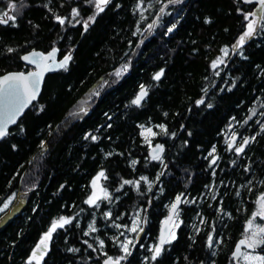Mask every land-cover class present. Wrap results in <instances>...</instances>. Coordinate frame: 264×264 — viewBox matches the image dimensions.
Segmentation results:
<instances>
[{
  "label": "trees",
  "instance_id": "trees-1",
  "mask_svg": "<svg viewBox=\"0 0 264 264\" xmlns=\"http://www.w3.org/2000/svg\"><path fill=\"white\" fill-rule=\"evenodd\" d=\"M94 2L0 0V17L16 5L0 23V76L30 70L21 56L32 50L71 57L0 141V209L24 199L0 227V264H37L31 254L61 218L70 222L38 264H234L264 195V15L234 50L256 3L109 0L97 11ZM98 173L108 197L90 205ZM181 195L174 238L159 246Z\"/></svg>",
  "mask_w": 264,
  "mask_h": 264
},
{
  "label": "snow or ice",
  "instance_id": "snow-or-ice-1",
  "mask_svg": "<svg viewBox=\"0 0 264 264\" xmlns=\"http://www.w3.org/2000/svg\"><path fill=\"white\" fill-rule=\"evenodd\" d=\"M108 2L109 0H98L96 4L97 9L99 11H103L102 5H106ZM176 2H178V0H176ZM259 3L262 6V9H264V0H259ZM15 8H16V5L14 3L9 4V9L15 10ZM161 11H163V9H161ZM74 13H75V10H74ZM252 15L255 16L256 14L253 13ZM4 17H6V19ZM245 18L248 19L247 16ZM14 19H15V16L9 15L8 12H4L3 17H0V23H7L8 20H14ZM57 19L59 20L60 23H64V21L60 19L59 17ZM256 23L257 21L254 19L249 20L247 24V31L244 32V34L240 37L238 41L239 45H243V43L245 42V39L248 37H251L254 34V32L256 31ZM85 28H87V23H85ZM224 51H225V55H227V50L225 49ZM37 56H39L38 53H32V57H37ZM24 59L29 60L30 57L25 56ZM41 59L46 60L48 59V57H42ZM70 59H71L70 56H66L63 62L60 63L59 67L65 68ZM31 62L37 63L35 59H32ZM222 62H223L222 60L214 62L213 67L215 68L217 66V63H222ZM37 67H42V66L39 63H37ZM44 70H47V69L42 68L41 71L29 73L27 76H25L23 73L9 75V76H5L2 80H0V96H3L5 99L9 96L15 97V101L9 105H6V109L3 115L0 116V137L7 135L8 124L14 123L16 115L27 105L28 102H30L32 99H35V96L39 90V83H40V79L43 76ZM126 70H127V66H124L122 70L116 71L115 75L119 77L121 75V71H126ZM162 75H163V71H161L160 73H157L154 78L156 80H159ZM146 94H147L146 91L143 88H141L140 95L137 96V98L133 101V103L138 105ZM93 139H95V137H93ZM247 142H248L247 140L244 141L245 144ZM236 151L238 153L242 152L243 148L238 147L236 148ZM153 158L158 159V156H154ZM100 175L102 176L103 173H101ZM125 183H129V181H125ZM179 202L180 200L178 197L177 203ZM88 203H94V201L89 200ZM262 206H264V202H262ZM5 207H7V205H5ZM176 208H177V205L173 204L172 211L176 212ZM0 211H2V209H0ZM260 214L264 215V211H262ZM69 222H70L69 220L61 218L59 221L53 223L50 231L45 235L44 239L40 241V245H38V250L41 246L45 248L47 247V241L51 238L52 232H54L57 227H63L65 224ZM251 224L252 222L249 221L250 227H251ZM132 231H135V229H132ZM258 232L264 233V227H260L258 229ZM252 235L253 237H255L257 233L253 232ZM172 238H174V236ZM165 242H167V239L165 236H162L161 241H160L161 245H163ZM243 243H245V241H241V244ZM255 243H264V239H261L259 241H254L252 244H249V247L254 246ZM122 247L124 248L125 252H127L128 250L127 244L122 245ZM160 251H161L160 247H156L154 249L155 255L153 256V259H155V256L160 254ZM35 255L36 253H33V257H35ZM257 259L261 261V264H264V257H258Z\"/></svg>",
  "mask_w": 264,
  "mask_h": 264
},
{
  "label": "rangeland",
  "instance_id": "rangeland-1",
  "mask_svg": "<svg viewBox=\"0 0 264 264\" xmlns=\"http://www.w3.org/2000/svg\"><path fill=\"white\" fill-rule=\"evenodd\" d=\"M97 2H98V0H95V2H94L95 7H96ZM102 7H103V5H102ZM96 9H97V7H96ZM97 11H99V10L97 9ZM257 11H258V9L255 7L250 13H247L244 16V17H246V16L248 17V19L245 18L247 24H248L249 20H251V19H254V20L257 21L256 29H257V26L259 24V21L261 20V18L264 15V9H261L259 13H257ZM8 13L10 15L11 9H8ZM253 13H255L256 15L253 16L252 15ZM247 24H246L245 31H247ZM248 38H246L245 41ZM237 46H241V45H239L238 42H237L235 47H237ZM234 50H236V48H234ZM223 57H225V51L222 52L221 56L217 59V61L223 60ZM219 64L220 63H217V65H219ZM96 90H97V87H93L91 89V91H90V94H95ZM89 100H91V99L90 98L83 99L82 102L76 107L75 112L84 111L86 106L82 105V104H86L85 101L89 102ZM144 132H145V134L147 136H152L153 135V132H152V130L150 128L149 129H144ZM232 137L233 136L229 137V139L232 138ZM231 141H234V139L232 138ZM100 174L101 173L96 174V176H94V178L91 181V186H90L91 187V191L89 193V196L86 199V203L87 204L91 205V204L96 203L98 200H100L102 198H107L108 197V191L103 186L104 174L102 176ZM89 200H93L94 203H88ZM262 202H264V195L261 196L259 198V200L257 201L256 210H255L254 214L252 215L251 219L249 220V221L252 222L251 227L249 226V221H248V223L246 225L247 233H246V236L243 239L245 240V242L248 245L252 244L254 241H259L261 239H264V233H259L258 232V229L260 227H264V215L260 214L262 211H264V206H262ZM23 204H24L23 195L16 196V197H11L7 201H5V203L2 205V210H5V214H4L3 218H2V220L0 221V227L3 226L7 221H9L18 212V210L22 207ZM5 205H7V207H5ZM257 219H262V221H258ZM138 223H137V221H135L134 225L132 226V229L136 230ZM172 224H173V226L175 228L176 224H175L174 221L172 222ZM50 229H49V231H50ZM253 232L257 233V235L255 237H253V235H252ZM173 236H174V229L171 232V235H170L169 239H171ZM44 237H45V235L42 237V239H44ZM138 238H139V234L137 233L136 237L134 238L135 244L138 242ZM48 241H47V245H48ZM38 245H40V242H39ZM260 245H262V243H255L254 246H252L255 250H252V251L251 250H247L246 248L243 249V253H242V256L239 258V261L236 262L233 259L234 260V264H261V261L259 259H257V258L258 257H264V254L258 253L256 251V247L260 246ZM159 246H162V245L159 244ZM46 251H47V247L45 248V247L41 246L39 248V250H38V246H37L36 249L33 251V253H36L35 257H33V253H32L30 258H29V261L35 262V263L38 264L40 262V260L42 259V257L45 255Z\"/></svg>",
  "mask_w": 264,
  "mask_h": 264
},
{
  "label": "water",
  "instance_id": "water-1",
  "mask_svg": "<svg viewBox=\"0 0 264 264\" xmlns=\"http://www.w3.org/2000/svg\"><path fill=\"white\" fill-rule=\"evenodd\" d=\"M253 1H258V4H257L256 8L258 9L257 13H259L260 10L262 9V6L260 5L259 0H253ZM173 29L169 30V33H171L173 31ZM32 53H38L39 56L32 57ZM57 55H58L57 49H53V50H51V51H49L47 53H42L41 51H38V50H32V51L26 52V53H24L21 56V60H22V62L25 65L30 66L31 70H28V71H9V72H7V73H5V74L0 76V80H2L5 76H9V75L23 73L25 76H27L29 73L41 71L42 68H46L47 69V70L43 71V76L40 79L39 90H38V92H37V94L35 96V99H32L30 102H28L27 105L16 115L14 123H9L8 124L7 133L13 126H15V124L18 122V120L21 119V117L24 115V113L39 99V97L41 95V92H42V88H43L46 76L49 75V74L56 73V72L64 69V68L59 67V65H60L61 62H63V60H64V58L66 56L64 58H62L61 60H58L57 59ZM25 56H29L30 59L29 60H25L24 59ZM67 56H69V55H67ZM42 57H48V59H46V60L41 59ZM32 59H35L37 61V63H39L42 67H37V63L31 62ZM68 63H69V61H68ZM140 93H141V91L137 94V96H139ZM137 96H136V98H137ZM14 101H15V97L14 96H9L6 99L3 96H0V116L3 115V113H4L5 109H6V105H9V104L13 103ZM5 136L0 137V141L3 140ZM162 151H163L162 145L160 143H157L153 147L150 148L149 155L153 158L154 156H159L162 153ZM182 198H183V196L181 195V196H179L180 202L177 203V199L174 202V204L177 205L176 212H177V210L179 209V207L181 205ZM176 212H173L172 208H171V211L168 214V216L162 221V223L160 225V229H159V236H158L159 244H161L160 241H161V237L162 236H165L167 240L169 239V237L171 235V232L174 229L172 221H173V218H174ZM241 241H245V240L243 238L240 239L236 243V245L234 247V250H233V253H232V257H233V259L236 262L239 261V258L242 256L243 249L246 248L247 250H251V251L255 250L253 247H249V245L246 242L241 244ZM108 264H114V263L109 261Z\"/></svg>",
  "mask_w": 264,
  "mask_h": 264
},
{
  "label": "flooded vegetation",
  "instance_id": "flooded-vegetation-1",
  "mask_svg": "<svg viewBox=\"0 0 264 264\" xmlns=\"http://www.w3.org/2000/svg\"><path fill=\"white\" fill-rule=\"evenodd\" d=\"M248 2L249 3H256V6H257V4H258V1H253V0H248ZM103 7H104V5H103ZM234 48H237V47H234ZM67 55H69V54H67ZM66 55V56H67ZM65 56H62V57H60V54H59V52H58V55H57V59L58 60H61L62 58H64ZM31 70V69H30Z\"/></svg>",
  "mask_w": 264,
  "mask_h": 264
},
{
  "label": "bare ground",
  "instance_id": "bare-ground-1",
  "mask_svg": "<svg viewBox=\"0 0 264 264\" xmlns=\"http://www.w3.org/2000/svg\"><path fill=\"white\" fill-rule=\"evenodd\" d=\"M170 159H171V158H170ZM167 160H168V159H167ZM173 162H174V161H173ZM165 163H166V162H165ZM168 163H169V162H168ZM168 163H167V164H168ZM169 169H170V168H169ZM160 173H161V170H160ZM158 174H159V173H158ZM155 176H156V175H155ZM152 178H153V177H152ZM148 181H149V180H148Z\"/></svg>",
  "mask_w": 264,
  "mask_h": 264
}]
</instances>
